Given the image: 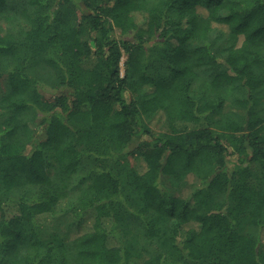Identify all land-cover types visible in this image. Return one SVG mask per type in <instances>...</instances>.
Wrapping results in <instances>:
<instances>
[{
  "label": "trees",
  "instance_id": "16d2710c",
  "mask_svg": "<svg viewBox=\"0 0 264 264\" xmlns=\"http://www.w3.org/2000/svg\"><path fill=\"white\" fill-rule=\"evenodd\" d=\"M0 264H264V0H0Z\"/></svg>",
  "mask_w": 264,
  "mask_h": 264
},
{
  "label": "rangeland",
  "instance_id": "374dc122",
  "mask_svg": "<svg viewBox=\"0 0 264 264\" xmlns=\"http://www.w3.org/2000/svg\"><path fill=\"white\" fill-rule=\"evenodd\" d=\"M125 59H126V57H124V59L122 60V65L123 66H124ZM160 118H155L153 120V122H152L153 125H154V128H156L157 130H160L162 128V122H161V119ZM136 145H137V142L135 141L134 143H132L130 145V149L135 148ZM131 161H132L133 165L136 168H138V169H143L146 166L145 161H144V159L142 157H139V156L131 157ZM86 227H87V225L85 223H83L82 226H81V228H83L84 230H85ZM78 229L79 228H76L74 230H70L69 234L70 235L75 234L78 231Z\"/></svg>",
  "mask_w": 264,
  "mask_h": 264
}]
</instances>
